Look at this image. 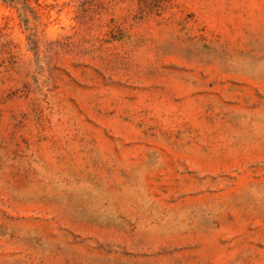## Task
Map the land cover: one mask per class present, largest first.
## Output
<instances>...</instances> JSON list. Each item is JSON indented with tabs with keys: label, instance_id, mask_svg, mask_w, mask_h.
<instances>
[{
	"label": "rangeland",
	"instance_id": "obj_1",
	"mask_svg": "<svg viewBox=\"0 0 264 264\" xmlns=\"http://www.w3.org/2000/svg\"><path fill=\"white\" fill-rule=\"evenodd\" d=\"M0 264H264V0H0Z\"/></svg>",
	"mask_w": 264,
	"mask_h": 264
}]
</instances>
